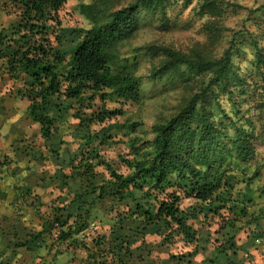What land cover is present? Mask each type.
<instances>
[{
  "label": "trees",
  "instance_id": "16d2710c",
  "mask_svg": "<svg viewBox=\"0 0 264 264\" xmlns=\"http://www.w3.org/2000/svg\"><path fill=\"white\" fill-rule=\"evenodd\" d=\"M68 1L9 0L13 19L0 31V78L19 84L16 94L28 101L27 117L43 142V149L34 147L35 137L17 127L15 151L21 158L52 160L63 170L49 179L42 176L47 188L63 194L53 200V216L44 221L43 231L22 246L39 253L49 248L47 237L58 247L85 252V264H196L199 254L203 264H244L239 234L249 229L248 238L264 235V212L248 209L264 200V185L256 186L264 177V155L252 171L253 122L240 126L219 99L226 95L233 112L243 113L233 97L248 93L247 81L233 56L240 43L248 42L252 74L263 76L264 50L257 36L232 30L219 56L215 46L226 35V26L219 23L225 9L204 0L199 14L211 17L205 24L211 49L184 53L150 43L124 53L148 24L158 22L169 30L173 4L188 8L195 0H135L120 9L115 0H96L80 5L90 27L77 32L67 49L60 12ZM258 13L264 23V5L249 10V15ZM146 59L149 83H161L166 91L175 83L192 93L175 115L155 123L150 132L139 121L117 122L125 105L147 96L139 75ZM255 91L264 129V86L256 85ZM109 103L120 108H108ZM121 143L125 153L108 157ZM235 163L242 179L231 181ZM237 184L244 190L235 193ZM184 201L191 204L183 208ZM212 218L226 221L213 242L211 233L202 234L192 224ZM179 244L194 250L173 253ZM163 254L167 258L162 260Z\"/></svg>",
  "mask_w": 264,
  "mask_h": 264
},
{
  "label": "rangeland",
  "instance_id": "374dc122",
  "mask_svg": "<svg viewBox=\"0 0 264 264\" xmlns=\"http://www.w3.org/2000/svg\"><path fill=\"white\" fill-rule=\"evenodd\" d=\"M96 0H69L67 5L64 7V9L60 12V17L63 23V29L66 30L63 32L62 36L64 41V46L68 47L67 49H70L71 42L75 41V34L78 35L79 31H85L90 27V23L85 19L83 14L81 13L80 5L86 4V3H93ZM135 0H115L114 4H116V9H120L122 7L127 6L130 2ZM204 0H195L194 3L189 6L188 8H184L182 6V2L173 4L171 8L169 9L168 16L171 17L173 20V24L171 25L169 30L163 29L158 22H152V24H148L143 29H141L138 34L133 38L126 46H124L123 51L124 53H131L132 49L144 47L150 43H157L159 45H165L168 47H171L177 51H181L184 53H188L192 51L193 49H204L212 48V41L210 40V37L208 36L207 28L205 24L209 21L211 18L210 16H204L199 14V4ZM219 3L220 7L225 9V14L220 18V22L226 26V35L221 38L220 42L215 46L214 50L215 53H218L219 56L223 53V50L228 47V43L230 40H232V33L231 31L234 30L237 33L240 32H247L251 31L254 33L258 40L260 46L264 50V23L261 19V14L256 15H249V10L257 9L258 7L264 5V0H215ZM9 0H0V31L2 28L7 27L10 23V21L13 19L12 16V10L10 7V4L8 3ZM240 5L241 7L235 8L233 5ZM6 5V6H5ZM5 10V11H3ZM9 12V13H7ZM75 31V32H74ZM78 32V33H77ZM247 36H245L246 40ZM242 40V39H241ZM239 40V42L241 41ZM240 52L236 53L233 56V61L236 66L239 67V75L241 78H245L247 81V86L245 87L248 90V93L245 95L236 94V96L233 97L235 102L239 103V108L243 112L242 114H236L234 113V109L232 108V103L229 101V98L226 95L220 96V103L222 108L226 109L227 114L232 117L234 120H238V124L241 126L249 127V123H247V120L250 119V121L253 122V125L256 129L255 131V140L254 144L256 147V158L251 163V169L256 168L259 164L263 162V155H264V142L262 138H264V129H263V122L261 121L260 112L257 110V105L259 103L258 93L255 91L256 85L264 86V75L260 76L255 73L252 74L253 66V52L252 48L249 45V43H240ZM151 69V63L148 59L144 60L142 67L140 69L139 75L144 76V91L146 92L147 96L144 97V99L139 103H128L124 106L125 115L122 117H119L117 119V122L119 123H125V122H133V121H139L141 123H144L145 129L150 132L151 127L155 123H161L173 115L176 114V111L178 107L182 104H184L189 96L192 95L191 92L187 91L181 86L176 87L175 83L173 84V87L171 89H168L167 91L164 90L163 85L149 83L148 75ZM264 73V69L262 70ZM165 80V79H164ZM19 84H14L11 81L8 80H1L0 78V99H5L3 108L1 109L0 106V113H6L5 116V122L7 126L13 122L18 120V124L21 128V130L27 134H29V137H35L34 141V147H40L43 149V142L42 140L37 136L38 133V126L36 124H33L30 122L29 118L27 117V107H28V101L25 99H22L17 96L16 90L18 88ZM170 88V87H169ZM4 94V95H3ZM6 95V96H5ZM108 108L114 109L117 107L116 105H113L109 103ZM117 108H120L118 106ZM220 114V113H218ZM239 116V118H238ZM219 118V117H216ZM10 126V125H9ZM8 126V129L10 130V127ZM252 128V126H250ZM152 135L149 134V137ZM17 139V138H16ZM15 140L13 144H15ZM77 146H72V151H75ZM126 147L123 143H121L118 148L114 151H109L108 157H111L113 159H116L117 153H125ZM10 150V149H9ZM3 152V151H2ZM40 153V152H39ZM1 154L0 158L4 160V163H8L7 165H4V173H8L10 170H21L26 172H31L32 174L35 172L38 174L37 181H35V178L30 179L29 183H21L23 187L25 185H28V188L30 187V191L35 192L38 190V184L42 180V176L45 175V171L48 170V174L45 178L49 179L48 177L51 175H56L58 172L63 171L61 170V166H56L52 160H41L35 161V157L28 156L21 158L17 155L15 150H10V154ZM8 155V156H7ZM33 159V161L31 160ZM10 159L20 160L16 161L15 165H13V161L8 162ZM23 159V160H21ZM22 173V172H21ZM242 170L241 167L238 166L237 163H235L230 172L229 175L231 177V181H233L232 177H235V179L239 180L242 179L241 177ZM39 179V180H38ZM234 179V180H235ZM258 185H264V177L262 180H259L256 182V186ZM237 193L240 190H244L243 184H237L235 186ZM52 189L53 188H48ZM55 193L53 197H58L60 194L59 190L54 189ZM49 190L48 192H50ZM27 197H31V195H27ZM53 198V199H54ZM63 198V197H62ZM61 198V199H62ZM26 199V198H25ZM34 199V197H32ZM241 199V198H240ZM49 200H45L46 202ZM191 204L190 201H184L183 208H186ZM109 206V203L107 204ZM49 201L47 202V206L43 208L42 212L45 213V215H48L50 212L49 208ZM248 209L250 213H260L264 212V200L255 201L252 204H249ZM33 221H36V219L32 218ZM224 222H226L223 219H210L203 222L196 221L193 222V226L200 230L202 234L206 231L207 233H211L212 242L213 239L218 237L215 232L219 231L221 227L224 226ZM37 225V222H36ZM262 228L264 230V221L262 223ZM237 226H240V224H237ZM99 232L101 231L103 233V229H99ZM249 229H246L242 233L239 234L237 237V243L241 247L240 251V259L243 260L244 264H264V235L263 237H259L256 235H250L251 238H248ZM249 236V237H250ZM249 239V240H247ZM53 239H49L47 242L48 247H52ZM149 242L158 243L159 239L158 237H149ZM178 248L174 247L172 249L173 253L179 254L183 251H193L194 247L190 246L187 248H184L182 244H179L177 246ZM25 248V247H24ZM47 253H50L49 248ZM26 253L29 251L23 249ZM60 251V250H59ZM31 253V252H30ZM44 256H46V251L43 253ZM79 257H81V253H79ZM10 256V253H9ZM34 256V261L32 264H35L38 260L36 255ZM167 255L163 254L161 255V259H166ZM203 256L199 254L195 258L196 264H203L202 263ZM65 261V260H61ZM60 261V262H61ZM9 262L5 261L2 264H8ZM62 263V262H61Z\"/></svg>",
  "mask_w": 264,
  "mask_h": 264
},
{
  "label": "crops",
  "instance_id": "0c3cea01",
  "mask_svg": "<svg viewBox=\"0 0 264 264\" xmlns=\"http://www.w3.org/2000/svg\"><path fill=\"white\" fill-rule=\"evenodd\" d=\"M4 98L0 99L1 109L5 101ZM5 116L6 113H0V155L3 153L9 155L10 150H15L18 146V143L13 144L14 140L18 138L14 132L17 127H20L18 120L11 122L10 126L8 125L10 130L6 131L8 126L5 122ZM25 134L29 137L26 131ZM10 161H13V165H15L17 160H8V162ZM7 164L0 158V264L5 261L9 262L8 264H32L34 261L33 255L38 257L35 264H85V252L73 249L67 250L66 246L58 247L53 244V240L51 243L52 248L49 247L50 253H47V248L39 253H33L22 246V243L27 241L31 235L43 231L44 221L53 216V200L57 196L54 198L52 193L54 194L55 191L46 187L47 181H41L38 184V190L32 193L27 184L23 187L21 183H29L31 177L37 181L38 174L21 170H10L9 174L4 173L5 171L1 167ZM47 174L48 170L45 171V175ZM49 190L51 191L48 192ZM27 195H31V197H27ZM62 197V200H64L65 194ZM47 198H49L48 208L50 212L45 215L42 210L47 206L48 201H45ZM32 218L36 221H33ZM49 239L45 237L46 242ZM20 245L22 247H19ZM23 249L29 252L26 253ZM59 250L63 251L62 255L57 254ZM45 251L46 256L43 255ZM79 253H81V257H79Z\"/></svg>",
  "mask_w": 264,
  "mask_h": 264
}]
</instances>
